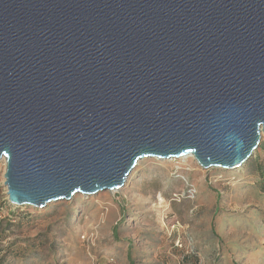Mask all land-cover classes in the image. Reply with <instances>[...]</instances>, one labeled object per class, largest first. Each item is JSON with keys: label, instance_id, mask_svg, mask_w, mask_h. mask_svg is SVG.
<instances>
[{"label": "water", "instance_id": "95a60500", "mask_svg": "<svg viewBox=\"0 0 264 264\" xmlns=\"http://www.w3.org/2000/svg\"><path fill=\"white\" fill-rule=\"evenodd\" d=\"M264 133V0H0L10 203L119 190L140 160L242 167Z\"/></svg>", "mask_w": 264, "mask_h": 264}, {"label": "rangeland", "instance_id": "374dc122", "mask_svg": "<svg viewBox=\"0 0 264 264\" xmlns=\"http://www.w3.org/2000/svg\"><path fill=\"white\" fill-rule=\"evenodd\" d=\"M5 170L0 264H264V133L238 169L146 158L119 190L44 208L10 203Z\"/></svg>", "mask_w": 264, "mask_h": 264}, {"label": "bare ground", "instance_id": "6f19581e", "mask_svg": "<svg viewBox=\"0 0 264 264\" xmlns=\"http://www.w3.org/2000/svg\"><path fill=\"white\" fill-rule=\"evenodd\" d=\"M191 157H193L194 158V156L193 155H187V156H184V157H181L180 159H188V158H191ZM3 159V158H2ZM168 160H171V159H168ZM188 169V168H187ZM191 171V170H190ZM113 192L115 191V190H112Z\"/></svg>", "mask_w": 264, "mask_h": 264}]
</instances>
